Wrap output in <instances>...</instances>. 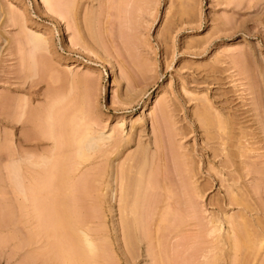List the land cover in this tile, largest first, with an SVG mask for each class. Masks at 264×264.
I'll return each instance as SVG.
<instances>
[{"label":"rangeland","instance_id":"rangeland-1","mask_svg":"<svg viewBox=\"0 0 264 264\" xmlns=\"http://www.w3.org/2000/svg\"><path fill=\"white\" fill-rule=\"evenodd\" d=\"M65 1L0 0V264H264V0Z\"/></svg>","mask_w":264,"mask_h":264},{"label":"bare ground","instance_id":"bare-ground-1","mask_svg":"<svg viewBox=\"0 0 264 264\" xmlns=\"http://www.w3.org/2000/svg\"><path fill=\"white\" fill-rule=\"evenodd\" d=\"M46 1V0H45ZM67 1H69V0H67ZM67 1H65V2H67ZM150 1V0H149ZM47 2L49 3L48 5H52V4H54V3H52V0H47ZM71 3H72V0H71ZM71 3H70V1L68 2V4H70L71 5ZM66 6L65 8H68L67 10H65V11H70L71 10V6ZM47 6V5H46ZM72 8H73V6H72ZM51 9V8H50ZM80 9V8H79ZM96 10V9H95ZM71 13H72V11H70ZM71 13L69 14V15H71ZM68 15V14H67ZM68 17V16H67ZM71 17V16H70ZM66 18V17H65ZM72 19V18H71ZM75 19V18H74ZM67 20H69V19H67ZM73 20V19H72ZM71 20V21H72ZM92 20H93V18H92ZM71 21H69L70 22V24H71ZM69 22H68V24H69ZM78 23V22H77ZM85 23H87V22H85ZM92 23H94V21L92 22ZM90 24V27H89V29L92 27V29H93V24ZM72 24H74V23H72ZM94 25H96V24H94ZM70 26V25H69ZM85 26V25H84ZM87 28H88V25H87ZM95 28V27H94ZM26 29V28H25ZM91 29V30H92ZM78 31V30H77ZM95 30H93V32H94ZM88 33H89V31H88ZM92 33V32H91ZM87 34V33H86ZM72 35V34H71ZM94 35H96V32H95V34ZM91 37H92V35H91ZM94 37H96V36H94ZM96 39H97V37H96ZM96 39H95V41H96ZM71 40V39H70ZM73 40V39H72ZM30 41L32 42H30L31 43V45L33 46L32 47V51H34V50H39V49H41V50H43V48L45 49V47H46V44H47V42H46V40L43 38V36H40V35H31V37H30ZM75 43V42H74ZM96 43H98L97 41H96ZM85 48H87V47H85ZM25 49V48H24ZM27 51V50H26ZM37 52V51H36ZM32 53V52H31ZM35 53V52H34ZM33 53V54H34ZM39 53V52H38ZM44 53V52H43ZM29 54V53H28ZM24 57V56H23ZM32 57H35V56H32ZM43 57H45V56H43ZM39 60V59H38ZM47 61V60H46ZM34 62V61H33ZM32 62V63H33ZM35 63V62H34ZM37 64H38V62H37ZM49 64V63H48ZM33 67H34V65H33ZM40 67V66H39ZM27 68V67H26ZM36 71V70H35ZM34 72V71H33ZM42 72V71H41ZM96 78V77H95ZM88 79V83L87 84H89V94L88 95H90V96H92V95H94V96H96V94H97V92H98V80L99 79H94L93 78V76H91V77H89V78H87ZM85 81V80H84ZM87 87V86H86ZM97 90V91H96ZM86 91V90H85ZM86 93V92H85ZM87 94V93H86ZM88 95H86L85 97L87 98V96ZM93 96V97H94ZM92 97V98H93ZM91 98V99H92ZM54 99V98H53ZM89 99V98H88ZM57 100V99H56ZM90 100V99H89ZM58 101V100H57ZM88 101V100H87ZM153 101V100H152ZM30 102V101H29ZM61 102H63V101H61ZM60 102V103H61ZM22 103V102H21ZM87 103V102H86ZM26 104H27V102H26ZM26 106V105H25ZM48 106V105H47ZM50 107V106H49ZM25 108H27V107H25ZM24 108V110H25V112H26V109ZM40 108H43V107H40ZM19 109H20V107H19ZM29 109V108H28ZM23 110V109H22ZM21 110V111H22ZM51 110V109H50ZM53 110V109H52ZM51 110V111H52ZM20 111V112H21ZM51 111H49L50 113H49V118L51 119V121H52V113H51ZM54 111V110H53ZM58 111V110H57ZM25 112H23L22 114H21V116L23 117V115H24V113ZM56 112V111H55ZM46 114H47V112H45ZM36 114V113H35ZM34 114V116H37V114H39V113H37L36 115ZM61 114V113H60ZM70 114H72V113H70ZM69 114V115H70ZM73 114H75V113H73ZM81 115V112L80 113H78V115ZM26 115H27V113H26ZM62 115V114H61ZM77 115V114H76ZM79 115V116H80ZM21 116H20V118H21ZM53 116H55V115H53ZM57 116V115H56ZM33 117V116H32ZM31 117V118H32ZM69 117V116H68ZM35 118H37V117H35ZM34 118V119H35ZM42 118V117H41ZM56 118V117H55ZM73 118V117H72ZM33 119V120H34ZM49 119V120H50ZM69 119V118H68ZM75 119H73V121H74ZM35 121V120H34ZM45 121V120H44ZM55 121V120H54ZM56 121H57V118H56ZM63 121V120H62ZM36 122V121H35ZM46 122V121H45ZM83 122V121H82ZM37 123V122H36ZM40 123V122H39ZM38 123V124H39ZM43 123V122H42ZM55 123H57V122H54V124ZM33 124V123H32ZM50 124V123H49ZM65 124V123H64ZM69 124V123H68ZM75 124V123H74ZM35 125V124H34ZM60 125V124H59ZM80 125L82 126V124H79V127H80ZM91 125V124H90ZM92 125H93V123H92ZM89 126L90 128H88V130L84 133V134H79V135H77L78 133V131L77 132H75V129H74V132L76 133V135L78 136V138L77 139H74V138H76L75 137V133L74 132H72L73 133V135H69V136H73L72 138L74 139V141H75V143L72 141V139H71V142H73V144H75V147H74V152L75 153H73L74 155H72V157H68L70 160H71V158H73L74 157V159L73 160H81V162H85V160L87 159L86 157L88 156V154L90 155V153L89 152H92V151H97L98 149H99V146H100V144H101V142L102 143H104L103 141H106V140H112V135L111 136H105V135H96V131H95V129L93 128V126ZM95 125V124H94ZM50 126H52V124L50 125ZM57 127V126H56ZM63 127V126H62ZM87 127V126H86ZM92 127V128H91ZM48 128V127H47ZM55 128V127H54ZM54 128L53 127H51V128H49L50 129V131H49V134H50V137L52 138V139H55L54 141H56L57 139L55 138L56 137V132L54 131ZM78 130H79V128H78V126L76 127ZM76 129V130H77ZM85 129V128H84ZM59 130V129H58ZM33 131V130H32ZM65 131V130H64ZM38 132V131H37ZM80 132V131H79ZM33 133V132H32ZM45 133V132H44ZM70 134H71V132H69ZM34 134V133H33ZM35 135V134H34ZM59 135V134H58ZM57 135V136H58ZM42 136V135H41ZM80 136V137H79ZM27 137V136H26ZM44 137H47L46 135L44 136ZM49 136H48V139L50 138ZM59 137H60V135H59ZM67 137H68V134H67ZM61 139H63V140H65L64 139V136L62 137H60ZM59 139V138H58ZM66 139H68L69 140V138H66ZM63 140H60L61 142H63V146H65L64 145V141ZM70 141V140H69ZM68 141V142H69ZM58 142V141H57ZM65 143H66V140H65ZM109 143V142H108ZM56 144H58V143H56ZM62 144V143H61ZM60 144V147H63L62 145ZM72 145V144H71ZM58 146V145H57ZM69 146V145H68ZM56 147V146H55ZM70 147L71 146H69L68 148H69V150L68 151H70V150H72V149H70ZM73 147V146H72ZM67 148V149H68ZM58 149V148H57ZM64 149H65V147H64ZM59 150V149H58ZM58 150H56L57 152H58ZM62 149H60V151H61ZM53 151H55L54 149H53ZM52 151V152H53ZM55 151V152H56ZM66 151V150H65ZM47 152V151H46ZM71 153V152H70ZM87 153V154H86ZM31 154V153H30ZM30 154L28 153V155H25V154H23V155H21L20 156V158L18 159V161H17V172L19 173V178H20V181H19V188H20V191L24 194V188H25V186H24V183H25V179L23 178V176H22V174L25 172V166H27L28 164L29 165H31V166H33V167H38V166H41V165H43V164H46V165H48V163L50 162V161H52L51 160V158L52 157H55L54 155V152L52 153V155H51V157H47V155H43V156H45V157H42L41 159V161H37V162H34V161H31V156H30ZM33 154V153H32ZM49 154V153H48ZM59 154V153H58ZM57 154V156L59 157V156H61V155H58ZM62 154V153H61ZM65 154V153H64ZM71 155V154H70ZM93 155V154H92ZM37 156V155H36ZM35 156V157H36ZM69 156V155H68ZM77 156V157H76ZM61 157H63V156H61ZM61 157H59V159H61L62 161H63V158H61ZM55 158H57V157H55ZM76 158V159H75ZM90 158V157H89ZM52 159H54V158H52ZM65 159V158H64ZM145 161L147 160V159H149V155H148V153L147 154H145ZM143 159V160H144ZM36 160H39V159H36ZM55 160H57V159H55ZM68 160V159H67ZM67 160H65V162L64 163H61V164H63V166H64V164H66L67 162ZM69 160V161H70ZM77 160V161H78ZM83 160V161H82ZM68 161V162H69ZM77 161L76 162H74L73 164H75L76 163V165H80L81 163H77ZM28 162V164H26ZM60 162V161H59ZM73 162V161H72ZM57 163V162H56ZM56 163H54L55 165H56ZM15 164V163H14ZM50 164L51 163H49V165L48 166H50ZM72 164V165H73ZM55 165H54V168H55ZM75 165V166H76ZM45 166V165H44ZM47 166V167H48ZM57 166H59V165H57ZM77 166V167H78ZM46 167V166H45ZM77 167H76V169L75 170H77ZM27 168V167H26ZM40 168H42V166L40 167ZM53 168V170H55ZM61 168V167H60ZM123 168V167H122ZM16 169V168H15ZM39 169V168H38ZM43 169V168H42ZM69 169H70V167H69ZM78 169H79V167H78ZM126 170H127V168H125ZM50 170V169H49ZM51 170H52V168H51ZM140 171H142V169H139ZM33 171H34V169H33ZM46 171V170H45ZM74 170H72V169H70L68 172H66V170L64 171H62V169H61V179L63 180V178L64 177H68V176H66V174L67 173H72ZM121 171V170H120ZM120 171H119V174H121V181H122V179H123V181H122V183H120L119 182V184L121 185V190H122V192H125V191H127L126 189H127V186L129 185L127 182H126V180H127V176H128V174H126L127 172L126 171H124V168H123V171L120 173ZM128 171V170H127ZM129 171H130V169H129ZM129 171H128V173H129ZM140 171L138 172L139 173V176H138V178L136 177V181H135V183L134 182H132V183H134V190H132V192L131 193H133V197L130 195H128L129 193H130V191L129 192H126L127 193V195H125L126 197H122L123 199H121L120 198V201L122 202V200H125V203H123L122 205L125 207V211L127 210H129V211H133V212H135V211H137V210H135V208L137 209L138 207L137 206H139V208H141L140 207V205H138V203L140 204V201H138V199H139V197H140V194L142 193L140 190L143 188V186H142V184H144L143 183V179L145 178L144 177V174H143V176H142V174H140ZM16 172V173H17ZM32 172V171H31ZM38 172V171H37ZM37 172H36V174H37ZM47 172V171H46ZM123 172H125V173H123ZM48 173V172H47ZM52 173V172H51ZM58 173V172H57ZM66 173V174H65ZM131 173V175H132V172H130ZM144 173V172H143ZM32 174V173H31ZM35 174V175H36ZM43 174H44V172H43ZM46 174V173H45ZM55 174V173H54ZM53 173H52V175H54ZM73 174V173H72ZM72 174H69V175H71L72 176ZM24 175V174H23ZM56 175V174H55ZM64 175V177L62 178V176ZM25 176V175H24ZM38 176H41V177H43L42 175H39L38 174ZM116 176V175H115ZM123 176V177H122ZM32 177V176H31ZM46 177V176H45ZM52 177V176H51ZM54 177V176H53ZM58 177H59V174H58ZM102 177H104V176H102ZM69 178V177H68ZM71 178V177H70ZM118 178H120V176L118 177ZM129 178V177H128ZM44 179V178H43ZM49 179V178H48ZM55 179V178H54ZM65 179V178H64ZM73 179V178H72ZM35 180V179H34ZM37 180V179H36ZM66 180V179H65ZM70 181H71V179H69ZM38 182H39V180H37ZM51 181V179L49 180V182ZM54 181V180H53ZM57 181H58V179H57ZM125 181V182H124ZM128 181V180H127ZM129 181H130V178H129ZM37 182V184H40V182L38 183ZM59 182V181H58ZM131 182V181H130ZM42 183V182H41ZM124 183H127L128 185H126L125 186V184ZM59 184V183H58ZM61 184V183H60ZM64 184H65V182H64ZM85 184V183H84ZM47 185V184H46ZM66 185H67V182H66ZM71 185V184H70ZM132 185H131V183H130V185L128 186V187H130L131 186V188H129V189H132ZM41 187H42V185H40ZM65 185H63V187H64ZM69 186V185H68ZM68 186L67 187H65V188H68ZM36 187V186H35ZM47 187H48V185H47ZM54 187V186H53ZM56 187V186H55ZM60 187V186H59ZM70 187V186H69ZM36 188H38V187H36ZM72 188H73V186H72ZM126 188V189H125ZM38 189H41V188H38ZM43 189H44V187H43ZM58 189H60V188H57V190ZM70 190H71V188H69ZM74 189V188H73ZM84 189V188H83ZM36 190V189H35ZM49 190V189H48ZM66 190V189H65ZM123 190H125V191H123ZM26 191V190H25ZM46 191V190H45ZM134 191V192H133ZM27 192V191H26ZM44 192V190L42 191V193ZM47 192V191H46ZM70 192V191H69ZM141 192V193H140ZM41 193V192H40ZM41 193V195H43ZM57 194H59L58 192H56ZM67 193V192H66ZM72 193V192H71ZM71 193H70V195H71ZM125 193V194H126ZM135 193V194H134ZM140 193V194H139ZM20 194V193H19ZM35 194V193H34ZM139 194V195H138ZM61 195V194H60ZM69 195V194H68ZM69 195V196H70ZM75 195V194H74ZM124 195V194H123ZM37 196V195H36ZM35 196V197H36ZM44 196V195H43ZM66 197H67V194L65 195ZM88 196V195H87ZM38 197V196H37ZM41 197V196H40ZM39 197V198H40ZM59 197V196H58ZM141 197H143L142 196V194H141ZM27 199V198H26ZM32 199H34V198H32ZM48 199V198H47ZM49 199H51V198H49ZM58 199V198H57ZM69 199V198H68ZM140 199H142V198H140ZM139 199V200H140ZM70 200H71V198H70ZM81 200V199H80ZM38 201V200H37ZM46 202L47 200H43L42 202ZM57 201V200H56ZM75 201V200H74ZM52 202H53V200H52ZM61 202V201H60ZM59 202V203H60ZM65 202H66V200L64 199V206H65ZM70 201H68V203H69ZM76 202V201H75ZM142 202V201H141ZM37 203V202H36ZM72 203V202H71ZM38 204V203H37ZM46 205H47V203H45ZM67 204V203H66ZM77 204V203H76ZM23 205V204H22ZM62 205H63V203H62ZM50 206H51V204H50ZM49 206V207H50ZM57 206H59V204H57ZM143 206V205H142ZM28 207V206H27ZM54 207V206H53ZM60 207V206H59ZM61 207H63V206H61ZM60 207V208H61ZM66 207H67V205H66ZM45 208H46V206H45ZM55 208V207H54ZM122 208V207H121ZM47 209V208H46ZM66 208H63V210H65ZM49 210V209H48ZM55 210V209H54ZM58 210V209H57ZM68 210H70V209H68ZM135 210V211H134ZM47 211V210H46ZM56 211V210H55ZM59 211V210H58ZM73 211V210H72ZM139 211H140V209H139ZM43 212V211H42ZM63 212V211H62ZM46 213V212H45ZM65 213H67L66 211H65ZM76 213V212H75ZM138 213L139 212H135V214L136 215H138ZM63 214V213H62ZM134 214V215H135ZM51 215V214H50ZM133 215V214H132ZM131 215V216H132ZM135 215V217L137 218H139V216H136ZM63 216H64V214H63ZM68 216V215H67ZM69 216H71L70 214H69ZM69 216H68V218H69ZM133 217V216H132ZM78 218V217H77ZM136 218H134V219H136ZM63 219H65L64 217H63ZM72 219V218H71ZM131 219V218H130ZM133 219V221H135ZM67 220V221H66ZM66 220H63V221H66V222H64V223H67L68 222V219H66ZM126 220V219H125ZM138 221V220H137ZM139 222H140V220H139ZM70 223V222H69ZM56 224V223H55ZM65 225V224H64ZM61 226H63V225H61ZM66 228V227H65ZM137 229V228H136ZM138 230V229H137ZM136 230V231H137ZM83 233V234H82ZM82 235H83V237H84V243L86 244V248H87V250H88V252L89 253H92V254H94L96 251H97V246H96V244L97 243H94V241L91 239V238H89L90 236L88 235V233L87 232H85V231H82ZM59 234H60V232H59ZM63 234V233H62ZM250 239V238H249ZM84 247V248H85ZM98 252V251H97ZM89 255V254H88ZM92 256V255H91ZM90 257V256H89Z\"/></svg>","mask_w":264,"mask_h":264}]
</instances>
